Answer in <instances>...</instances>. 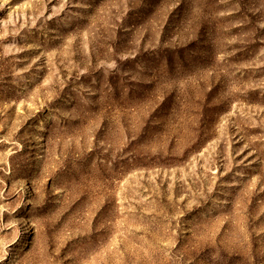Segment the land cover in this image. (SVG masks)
Segmentation results:
<instances>
[{
  "label": "rangeland",
  "instance_id": "obj_1",
  "mask_svg": "<svg viewBox=\"0 0 264 264\" xmlns=\"http://www.w3.org/2000/svg\"><path fill=\"white\" fill-rule=\"evenodd\" d=\"M0 264H264V0H0Z\"/></svg>",
  "mask_w": 264,
  "mask_h": 264
}]
</instances>
